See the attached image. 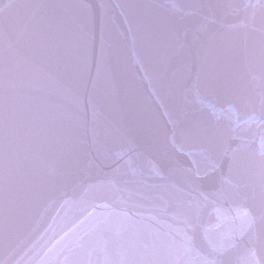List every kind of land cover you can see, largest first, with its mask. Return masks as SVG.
Listing matches in <instances>:
<instances>
[{
    "label": "water",
    "instance_id": "1",
    "mask_svg": "<svg viewBox=\"0 0 264 264\" xmlns=\"http://www.w3.org/2000/svg\"><path fill=\"white\" fill-rule=\"evenodd\" d=\"M208 2L0 0V261H102L99 242L107 234L89 229L97 214L124 201L157 206L161 198L178 208L194 186L209 191L204 176L221 150L229 154L225 173L231 164L229 179L247 185L246 198L194 214L182 209L189 241L173 258L191 264L214 258L212 244L223 245L239 226L218 220L216 207L227 217L244 210L259 215L264 8L259 0H222L237 6L223 12L199 7ZM101 3L110 5V61L93 92L63 59V46L95 11L99 49ZM221 19L233 26L203 49L191 45L193 33L213 31ZM65 168L84 186L69 183L48 193L52 173ZM237 244L225 257L230 264H264L259 222ZM118 251L112 246L108 254L118 258Z\"/></svg>",
    "mask_w": 264,
    "mask_h": 264
},
{
    "label": "snow or ice",
    "instance_id": "2",
    "mask_svg": "<svg viewBox=\"0 0 264 264\" xmlns=\"http://www.w3.org/2000/svg\"><path fill=\"white\" fill-rule=\"evenodd\" d=\"M260 6L264 8V0H259ZM110 5L101 3L100 11V45L96 47V16L92 11L89 16L88 24L81 34L75 39H70L64 43L63 59L70 65L78 69L82 77L86 76L91 83L92 90L95 92L97 86L103 81L108 72L110 61V51L107 39L108 26L105 21V13ZM119 7V5H117ZM199 7L207 12H216L225 9H236L232 3H224L222 0H209L208 3ZM207 19V17H205ZM233 25L226 24L223 19L217 23V28L213 31H203L193 33L191 45L203 49L210 42L219 30L230 28ZM187 36V33H186ZM90 42V54H89ZM95 69V78L92 70ZM73 104H78V97L69 90ZM182 112V109H178ZM94 135H97L93 130ZM228 152L218 151L214 160L210 162L209 171L204 178L208 181L209 191H204L199 186H194L193 191L184 193L179 201L178 208L163 199L157 206H145L132 204L124 201L123 207L118 210L101 212L96 219L89 225L91 231L99 230L102 239L99 247L104 251V259L96 264H191L190 261L173 258L182 249L188 246V216L182 209L190 213H198L207 204L218 205L225 199H245L244 184H233L229 179L232 172V165H228V174L224 171L225 160ZM234 159V158H233ZM106 162L101 160L97 167L103 169ZM261 191L259 215H255L248 210L237 211L235 217H227L221 214L220 208L216 207L217 219H232L233 222L239 221V226L227 236V241L221 246L212 244L211 254L213 259H205L202 264H230L225 258L230 250L238 247L237 237L243 240L246 234L251 233L257 222L264 226V142L261 147ZM199 178V176H198ZM69 183H80L84 186L80 176L71 169L65 168L51 175L48 193L57 190L59 186ZM143 209L141 211L140 209ZM115 218V219H114ZM219 227V224L216 225ZM116 246L119 251L118 258L110 256V247ZM0 264H4L0 261ZM86 264H93L89 260Z\"/></svg>",
    "mask_w": 264,
    "mask_h": 264
}]
</instances>
